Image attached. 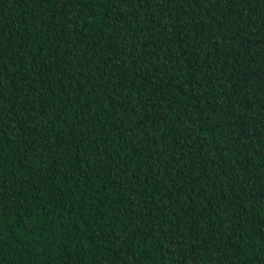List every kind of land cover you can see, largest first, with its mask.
Wrapping results in <instances>:
<instances>
[{"label": "trees", "instance_id": "trees-1", "mask_svg": "<svg viewBox=\"0 0 264 264\" xmlns=\"http://www.w3.org/2000/svg\"><path fill=\"white\" fill-rule=\"evenodd\" d=\"M0 264H264V0H0Z\"/></svg>", "mask_w": 264, "mask_h": 264}, {"label": "snow or ice", "instance_id": "snow-or-ice-1", "mask_svg": "<svg viewBox=\"0 0 264 264\" xmlns=\"http://www.w3.org/2000/svg\"><path fill=\"white\" fill-rule=\"evenodd\" d=\"M186 99H187V97H186Z\"/></svg>", "mask_w": 264, "mask_h": 264}]
</instances>
